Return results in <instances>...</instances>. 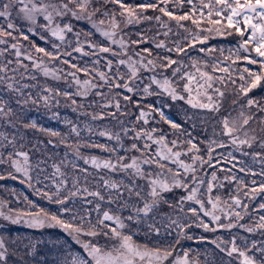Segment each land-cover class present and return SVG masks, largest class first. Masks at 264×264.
<instances>
[{
  "label": "snow or ice",
  "instance_id": "6c2138e0",
  "mask_svg": "<svg viewBox=\"0 0 264 264\" xmlns=\"http://www.w3.org/2000/svg\"><path fill=\"white\" fill-rule=\"evenodd\" d=\"M80 21L89 27L77 28ZM233 35L234 47L209 43ZM73 53L90 63L73 62ZM257 88H264V0H0V180H19L57 206L12 190L14 202L0 198V221L58 228L71 241H50L37 257L43 241L6 229L0 264H217L210 251L181 247L185 239L214 245L219 264H264V97L250 96ZM148 97L155 100L144 104ZM62 101L88 122L64 119L61 132L29 115ZM173 107L183 122L165 112ZM185 123L205 134L211 127V135L198 140ZM49 145L66 149L50 165ZM229 146L251 165L217 152ZM193 227L225 230L230 239L193 237Z\"/></svg>",
  "mask_w": 264,
  "mask_h": 264
},
{
  "label": "rangeland",
  "instance_id": "374dc122",
  "mask_svg": "<svg viewBox=\"0 0 264 264\" xmlns=\"http://www.w3.org/2000/svg\"><path fill=\"white\" fill-rule=\"evenodd\" d=\"M136 2H139V0H136ZM187 10H188L187 7H185L184 11H187ZM149 14L151 15L153 13L150 12ZM74 23H75V26L77 28L87 29L89 27L83 21L74 22ZM140 27H148V25H144V26H140ZM136 30H139V29L130 27L126 31L131 32V31H136ZM147 34L151 35L152 33H147ZM132 38L135 39V36H133ZM29 39H30V41H34L39 46H44V47L50 46L49 44H46L45 41L40 40L39 36L33 35V36H30ZM68 39L73 40L74 38L70 34ZM96 39L100 40L101 38L99 36H97ZM236 42H237V37L234 35L233 36H226V37H219L217 39L209 41L210 44L222 45L225 47V49H227L229 47H234L236 45ZM23 43L25 45H28L29 42L24 41ZM74 46H75V44L73 43L72 47H74ZM67 50L71 51V47H69ZM197 54L198 53L195 51H193V53H192V55H197ZM225 54H227V53H225ZM90 60H91V58L88 56H81L79 53H73V62L79 63L81 66H83L84 63H86V62L90 63ZM81 78H83V77H81ZM41 82H43V78H41ZM48 83L52 84L53 86H59L61 88L67 87V85L63 82L48 81ZM250 96L253 98L264 97V88H257L255 90H253V92L250 93ZM154 100H155L154 97H148L146 100L143 101V103L144 104L152 103ZM128 110L131 111L133 113V115L136 114V110L131 105H129ZM52 112H58L60 119L59 120L52 119L51 118ZM165 112L167 114H169L170 116H172V118L174 120H176L177 122H183V113L178 112L176 107H173L171 110L165 109ZM29 115L34 117V118H37L38 122L40 124H42L44 127L58 129L61 132L67 131V126L62 123V121L64 119H68V120H72L74 122H78L81 127H83L84 123L88 122L86 120V118L83 115H81L79 112L73 111L71 107H65L63 104V101L58 108L54 107L50 111H45L43 108H41L40 111H36L35 109H33L29 113ZM233 115H235V113H233ZM127 119H132V117H128ZM94 124L99 125L100 127H103L104 124H108L114 130H118L114 121H103V122L98 121V122H94ZM149 126H151V125H149ZM184 126L186 128H188L190 131H192L193 135L196 136L198 138V140L207 139L208 136L211 135V127H209V129H208V133L205 134L200 127H197L195 130H193V129H191V127L188 123H185ZM160 127H162L165 132L169 131V128L167 125L161 124ZM81 136L84 139L89 138V136L86 132H82ZM28 138L30 140H32L33 142H35L38 139L43 140L45 142V144L47 143V140H48L47 136H44L38 132L37 133L30 132L28 134ZM170 138H174V137H170ZM91 140L98 141L99 143L105 142V138H103V137L92 136ZM201 149H202L201 154L204 155L205 153L203 151V145H201ZM65 150L66 149H65L64 145H56L55 147H53L52 145H49L47 147V154H48V156L51 157V159L48 160L49 165L53 162H58L59 159L61 157H63ZM229 151H232L238 159L243 160L245 163L251 165L250 157H244L241 155L240 152H235L231 146H229L228 148H224V149H217L218 153H223L225 155ZM81 152L85 155H101V156L106 155L105 153L100 152L99 149H94V148L93 149L81 148ZM69 158H71V156ZM78 163L83 165V161H78ZM224 166L226 168L230 167V165H228V164H225ZM51 171H52V169L49 167L48 172L50 173ZM218 175H220L222 177L224 175V173H218ZM240 175H243V174H240ZM257 179H259V178H257ZM12 190H15V193L17 195H19L21 198L24 196H27L29 199L35 201L40 206L45 207L51 211H55V209L57 207L56 205L50 204L48 201L37 196L33 192V190L27 186V184H22L19 182V180H12V179L0 180V198H4V199L9 200L10 202H14L15 197L10 195V192ZM181 194H182V192L179 190H177V192L175 193V195L177 197ZM218 194L226 197L227 196V190H220V192ZM13 206L22 207L23 205L14 203ZM163 210L167 211V208L165 207ZM243 222L246 223L247 220H245ZM6 229L8 231H10L11 234H13V235L18 233L22 236H28L30 238L37 240V241H43V243H40L37 245V257L42 256L46 251L51 249L52 244L50 243V241L54 242L56 240H62V241L67 240L69 243L71 242L70 239L67 237V235L62 233V231L58 228H47V227H45L42 229H34V228L28 227L25 224L8 225L6 222L0 221V231L6 230ZM236 232H239L241 235H247L241 229H234L233 234ZM189 235H192L193 237L205 236L208 238L209 241L211 239H215L216 237H223L224 239H230L229 232H227L225 230H220V231H217L215 233H212V232H205L203 229L195 228V227H193L190 230ZM141 239H143V237H141ZM181 247H183L184 249L198 250L200 253H204L205 251H210L212 254H214L216 256L217 264H219L220 257L222 255V254H219L217 252L214 245H212L211 243L198 242L196 239H192V240L185 239V240H183ZM192 255L195 256L196 252L194 251L192 253ZM203 259H204V257H203V255H201L200 260L203 261Z\"/></svg>",
  "mask_w": 264,
  "mask_h": 264
}]
</instances>
